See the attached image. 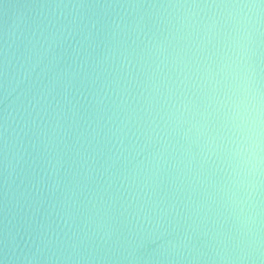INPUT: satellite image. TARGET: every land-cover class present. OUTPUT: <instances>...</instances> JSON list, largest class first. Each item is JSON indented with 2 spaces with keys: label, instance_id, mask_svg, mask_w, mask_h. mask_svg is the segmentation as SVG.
Returning a JSON list of instances; mask_svg holds the SVG:
<instances>
[{
  "label": "water",
  "instance_id": "95a60500",
  "mask_svg": "<svg viewBox=\"0 0 264 264\" xmlns=\"http://www.w3.org/2000/svg\"><path fill=\"white\" fill-rule=\"evenodd\" d=\"M238 72L264 0H0V264H264Z\"/></svg>",
  "mask_w": 264,
  "mask_h": 264
},
{
  "label": "clouds",
  "instance_id": "9594fccd",
  "mask_svg": "<svg viewBox=\"0 0 264 264\" xmlns=\"http://www.w3.org/2000/svg\"><path fill=\"white\" fill-rule=\"evenodd\" d=\"M229 91L227 120L234 133V172L243 179L264 166V94L255 86L252 75L239 72Z\"/></svg>",
  "mask_w": 264,
  "mask_h": 264
}]
</instances>
